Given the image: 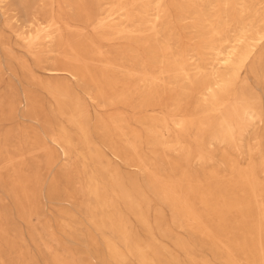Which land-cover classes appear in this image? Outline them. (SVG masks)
<instances>
[{"label": "rangeland", "instance_id": "1", "mask_svg": "<svg viewBox=\"0 0 264 264\" xmlns=\"http://www.w3.org/2000/svg\"><path fill=\"white\" fill-rule=\"evenodd\" d=\"M0 264H264V0H0Z\"/></svg>", "mask_w": 264, "mask_h": 264}, {"label": "bare ground", "instance_id": "2", "mask_svg": "<svg viewBox=\"0 0 264 264\" xmlns=\"http://www.w3.org/2000/svg\"><path fill=\"white\" fill-rule=\"evenodd\" d=\"M121 5H122V4H121ZM82 8H83V7H82ZM53 18H54V17H53ZM101 18H103V17H101ZM101 18H100V19H101ZM98 19H99V18H98ZM92 20H93V19H92ZM94 20H96V19H94ZM94 20H93V21H94ZM104 20H106V19H104ZM111 21H112V20H111ZM97 23H98V24H101V23H103V20H99ZM105 23H106V22H105ZM113 23H114V22H113ZM101 25H102V24H101ZM108 25H109V24H108ZM52 26H53V25H52ZM99 26H100V25H99ZM47 28H48V26H47ZM45 32H46V31H45ZM48 33H49V32H48ZM36 39L38 40V38H36ZM36 39H35V40H36ZM88 42H89V41H88ZM238 45H239V44H238ZM73 50H74V49H73ZM227 52H228V51H227ZM55 56H56V55H55ZM67 56H68V55H67ZM56 57H57V56H56ZM62 57H63V56H62ZM64 57H65V56H64ZM67 59H68V58H67ZM72 59H73V58H72ZM75 59H76V57H75ZM75 59H73V60H75ZM228 59H229V58H228ZM228 59H227V60H228ZM62 60H64V59H62ZM76 60H77V59H76ZM79 60H80V59H79ZM227 60H225V61H227ZM83 61H84V60H83ZM83 61L81 60V62H83ZM69 62H70V61H69ZM76 62H78V61H76ZM86 62H87V61H86ZM86 62H85V65H86ZM87 63H88V62H87ZM68 64H69V63H68ZM78 64H79L78 66H79V68H80V65H81V64H80V63H78ZM65 66H66V64H65ZM58 68H59V66H58ZM79 68H76V69H79ZM108 68H109V67H108ZM71 69H72V68H71ZM76 69H75V70H76ZM80 69H81V68H80ZM84 70H85V69H84ZM89 70H90V69H89ZM57 71H58V70H57ZM82 71H83V70H82ZM82 71H81V72H82ZM105 71H106V70H105ZM76 72H77V70H76ZM79 72H80V71H79ZM83 72H84V71H83ZM83 72H82V73H83ZM90 73H91V71H90ZM76 74H77V73H76ZM76 74H75V75H76ZM84 74H85V73H84ZM75 75H73V76H75ZM82 76H83V75H82ZM79 77H80V76H79ZM74 78H75V77H74ZM83 78H84V76H83ZM88 78H89V77H88ZM75 79H76V78H75ZM75 79H74V80H75ZM80 79H81V78H80ZM91 79H92V78H91ZM81 80H82V79H81ZM84 81H85V80H84ZM90 81H91V80H90ZM94 83H95V82H94ZM50 85H51V84H50ZM95 85H96V84H95ZM47 86H48V85H47ZM56 86H57V85H56ZM58 86H59V85H58ZM58 86H57V87H58ZM59 87H60V86H59ZM66 87H67V89H68V86H67V85H66ZM55 89H56V88H55ZM63 89H64V88H63ZM47 90H48V89H47ZM48 91H49V90H48ZM52 91H53V90H52ZM63 91H64V90H63ZM63 91H61V92H63ZM51 98H52V97H51ZM60 99H61V98H60ZM53 101H54V100H53ZM213 121H214V120H213ZM80 127H81V126H80ZM81 128L84 129L83 127H81ZM46 142H47V141H46Z\"/></svg>", "mask_w": 264, "mask_h": 264}]
</instances>
